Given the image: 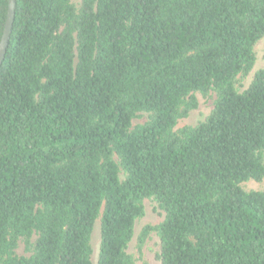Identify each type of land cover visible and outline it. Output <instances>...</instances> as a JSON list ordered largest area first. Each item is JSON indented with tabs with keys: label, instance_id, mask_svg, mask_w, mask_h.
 Listing matches in <instances>:
<instances>
[{
	"label": "trees",
	"instance_id": "trees-1",
	"mask_svg": "<svg viewBox=\"0 0 264 264\" xmlns=\"http://www.w3.org/2000/svg\"><path fill=\"white\" fill-rule=\"evenodd\" d=\"M262 38L264 0H16L0 264H134L144 198L165 214L139 236L157 233L161 264H264V190L241 187L264 177V68L236 85ZM195 92L214 93L210 114L174 130Z\"/></svg>",
	"mask_w": 264,
	"mask_h": 264
},
{
	"label": "rangeland",
	"instance_id": "rangeland-1",
	"mask_svg": "<svg viewBox=\"0 0 264 264\" xmlns=\"http://www.w3.org/2000/svg\"><path fill=\"white\" fill-rule=\"evenodd\" d=\"M255 63L250 73L243 77L238 78L236 83L238 90L246 88L252 79L254 73L264 68V38L260 39L254 46ZM198 105L195 109L191 110L188 115L177 121L174 130L184 125H194L204 120L213 108L214 93L209 92L206 96L199 92L194 93ZM146 120V115L141 114L139 117L132 120V124L143 123ZM120 177L123 178L122 171ZM241 187L246 190H264V177L260 181L248 180L241 183ZM143 215L137 218L134 222L133 236L128 244L127 252L134 257V264H161L157 255L160 251V239L155 231H151L145 237L142 243L139 242V236L146 226H154L164 219V212L158 207L157 202L153 198H144L142 200ZM99 218L94 224L91 235V245L93 248L92 260L95 263L97 259L99 247ZM21 253V248L18 250Z\"/></svg>",
	"mask_w": 264,
	"mask_h": 264
},
{
	"label": "water",
	"instance_id": "water-1",
	"mask_svg": "<svg viewBox=\"0 0 264 264\" xmlns=\"http://www.w3.org/2000/svg\"><path fill=\"white\" fill-rule=\"evenodd\" d=\"M15 7H16V0H8L6 19L0 39V65L4 59L6 48L8 45L9 36L14 21Z\"/></svg>",
	"mask_w": 264,
	"mask_h": 264
}]
</instances>
